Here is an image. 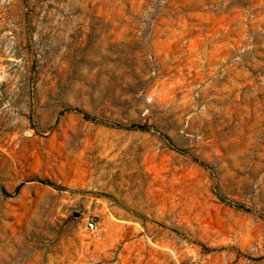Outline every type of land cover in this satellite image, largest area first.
I'll use <instances>...</instances> for the list:
<instances>
[{
    "label": "rangeland",
    "instance_id": "1",
    "mask_svg": "<svg viewBox=\"0 0 264 264\" xmlns=\"http://www.w3.org/2000/svg\"><path fill=\"white\" fill-rule=\"evenodd\" d=\"M0 264H264V0H0Z\"/></svg>",
    "mask_w": 264,
    "mask_h": 264
},
{
    "label": "built area",
    "instance_id": "2",
    "mask_svg": "<svg viewBox=\"0 0 264 264\" xmlns=\"http://www.w3.org/2000/svg\"><path fill=\"white\" fill-rule=\"evenodd\" d=\"M86 229L92 231L95 229V222L93 220H88L86 223Z\"/></svg>",
    "mask_w": 264,
    "mask_h": 264
}]
</instances>
